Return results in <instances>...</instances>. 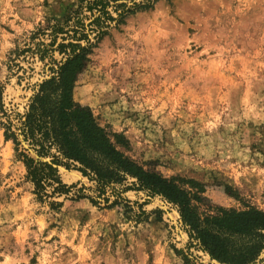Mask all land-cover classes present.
<instances>
[{
  "label": "rangeland",
  "instance_id": "obj_1",
  "mask_svg": "<svg viewBox=\"0 0 264 264\" xmlns=\"http://www.w3.org/2000/svg\"><path fill=\"white\" fill-rule=\"evenodd\" d=\"M76 2L0 0V264H219L188 238L175 207L126 190L129 182L114 189L118 207L85 190L99 205L59 197V211L25 182L3 126L52 65L14 52ZM72 98L144 169L201 184L211 207L264 212V0H157L103 38ZM57 170L66 186L92 187L72 168ZM155 210L148 222L130 219ZM253 264H264V250Z\"/></svg>",
  "mask_w": 264,
  "mask_h": 264
},
{
  "label": "trees",
  "instance_id": "obj_2",
  "mask_svg": "<svg viewBox=\"0 0 264 264\" xmlns=\"http://www.w3.org/2000/svg\"><path fill=\"white\" fill-rule=\"evenodd\" d=\"M156 1L77 0L61 19H50L45 28L32 33L24 49L14 52L15 59L26 54L39 62L48 59L52 65L50 76L36 85L23 114H14L11 119L6 116L9 123L3 126L4 140L13 144L15 158L22 164L25 182L32 186L36 200L46 203L50 210H60L62 203L54 201L59 197L87 199L93 206L99 205L83 193L85 190L102 199L105 208L118 207L124 202L114 189L129 182L126 190L159 197L175 207L188 238L211 260L219 264H253L264 250V212L211 207L201 184L166 179L144 169L118 150V146H126L121 135L109 134L88 106L72 98L78 77L103 38L123 26L127 18L151 10ZM54 54L59 61L53 59ZM57 166L76 170L92 187L77 188L79 183L66 186ZM106 189L115 196L111 203L105 197ZM200 206L206 211L201 213ZM124 208L131 211L129 206ZM150 215L159 217L160 211H140L130 219L139 224L148 222Z\"/></svg>",
  "mask_w": 264,
  "mask_h": 264
}]
</instances>
